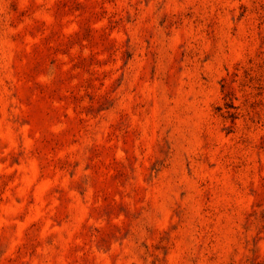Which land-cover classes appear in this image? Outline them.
Returning <instances> with one entry per match:
<instances>
[{"label": "rangeland", "instance_id": "rangeland-1", "mask_svg": "<svg viewBox=\"0 0 264 264\" xmlns=\"http://www.w3.org/2000/svg\"><path fill=\"white\" fill-rule=\"evenodd\" d=\"M0 264H264V0H0Z\"/></svg>", "mask_w": 264, "mask_h": 264}]
</instances>
